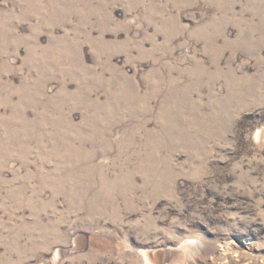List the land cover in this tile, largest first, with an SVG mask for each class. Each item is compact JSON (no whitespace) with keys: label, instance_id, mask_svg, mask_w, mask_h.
Returning <instances> with one entry per match:
<instances>
[{"label":"rangeland","instance_id":"rangeland-1","mask_svg":"<svg viewBox=\"0 0 264 264\" xmlns=\"http://www.w3.org/2000/svg\"><path fill=\"white\" fill-rule=\"evenodd\" d=\"M146 263L264 264V0H0V264Z\"/></svg>","mask_w":264,"mask_h":264},{"label":"bare ground","instance_id":"bare-ground-1","mask_svg":"<svg viewBox=\"0 0 264 264\" xmlns=\"http://www.w3.org/2000/svg\"><path fill=\"white\" fill-rule=\"evenodd\" d=\"M57 252H58V251H57ZM56 255H57V254H56ZM144 255H145V254H144ZM148 255H149V254H148ZM146 261H147V260H146ZM152 262H153V261H152ZM152 262H151V263H152ZM146 264H147V263H146Z\"/></svg>","mask_w":264,"mask_h":264}]
</instances>
